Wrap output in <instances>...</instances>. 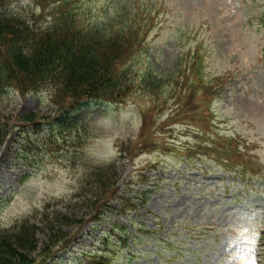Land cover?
<instances>
[{"label": "rangeland", "instance_id": "obj_1", "mask_svg": "<svg viewBox=\"0 0 264 264\" xmlns=\"http://www.w3.org/2000/svg\"><path fill=\"white\" fill-rule=\"evenodd\" d=\"M92 2L103 14L98 6L109 0ZM156 4L159 22L134 63L137 86L122 104L98 102L73 115L84 122L79 129L59 131L48 92L0 90V125L14 128L0 152V231L29 216L40 220L52 206L89 221L82 231L67 228L73 244L53 264H79L103 248L106 234L118 250L112 264H264V0ZM41 9L37 0H12L0 13L36 29L52 21ZM192 58L213 85L209 96L186 84L159 99L139 85L144 72L164 77ZM31 112L45 132L21 124ZM38 139L49 145L40 142L36 153L33 144L34 163L24 164L26 142ZM107 165L118 189L96 221L78 197L95 166ZM125 195L147 203L123 207ZM124 234L130 245L119 250L116 236Z\"/></svg>", "mask_w": 264, "mask_h": 264}, {"label": "trees", "instance_id": "obj_2", "mask_svg": "<svg viewBox=\"0 0 264 264\" xmlns=\"http://www.w3.org/2000/svg\"><path fill=\"white\" fill-rule=\"evenodd\" d=\"M11 1L0 0V7L8 6ZM92 1L37 0L41 11L48 13L52 21L36 29L32 25L18 28L20 24L9 19L5 21L0 13V90L13 85L24 95L48 92L59 114V131L79 129V124L84 122L72 120L71 115L91 101L104 100L119 105L126 100L132 85L137 86L136 58L147 50V40L162 13V5H151L152 0L146 4H142V0H109L98 6L104 11L99 14L94 11ZM182 64L179 60L164 77L144 72L139 85L159 99L168 98L186 84L209 96L213 85L205 81L199 63L189 62L186 70ZM40 120L37 113L31 112L21 119V124L33 134L42 128L38 125ZM7 133V127L5 131L0 125V150ZM49 141L30 140L35 150L42 149L40 142L49 145ZM30 152V147L23 151L26 164L33 162ZM111 169L112 165L94 168L90 189L87 190L88 182L85 192L82 190L78 197L80 202L91 206L96 221L105 216V207L115 197L118 179L109 181L107 175L110 176ZM122 199L123 207L140 205L133 198L125 196ZM55 209L46 208L40 220L29 216L1 230L0 264H50L59 251L67 250L72 242L67 228H82L87 220L75 219ZM117 225V229H125L124 225ZM129 241L130 237L124 234L119 238L118 249L129 246ZM104 243L103 250L87 254L80 264H112L118 250L112 248L109 239ZM133 258L131 255L126 259Z\"/></svg>", "mask_w": 264, "mask_h": 264}]
</instances>
